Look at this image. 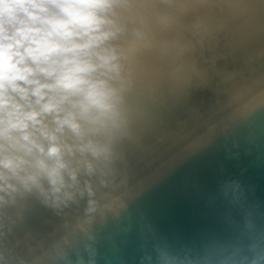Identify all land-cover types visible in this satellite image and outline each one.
<instances>
[{"label":"clouds","instance_id":"clouds-1","mask_svg":"<svg viewBox=\"0 0 264 264\" xmlns=\"http://www.w3.org/2000/svg\"><path fill=\"white\" fill-rule=\"evenodd\" d=\"M173 3L0 0V242L14 232L9 213L32 198L93 223L101 190L119 174L116 145L131 131L139 89L130 50L151 45L160 6ZM233 208L229 235L179 248L156 240L139 264H264V208L242 193ZM81 242L75 259L68 248L55 258L97 264L94 232ZM44 245L34 239L33 253ZM0 264L29 260L0 250Z\"/></svg>","mask_w":264,"mask_h":264},{"label":"water","instance_id":"water-1","mask_svg":"<svg viewBox=\"0 0 264 264\" xmlns=\"http://www.w3.org/2000/svg\"><path fill=\"white\" fill-rule=\"evenodd\" d=\"M241 193L264 208V71L102 190L91 225L73 214L41 237L44 250L31 243L17 257L61 264L55 253L75 259L93 231L97 264H139L156 240L179 248L229 235L224 221Z\"/></svg>","mask_w":264,"mask_h":264},{"label":"bare ground","instance_id":"bare-ground-1","mask_svg":"<svg viewBox=\"0 0 264 264\" xmlns=\"http://www.w3.org/2000/svg\"><path fill=\"white\" fill-rule=\"evenodd\" d=\"M160 7L151 45L129 53L139 91L130 134L116 145V181L264 71V0H174ZM9 216L14 232L0 250L13 256L65 219L34 198Z\"/></svg>","mask_w":264,"mask_h":264}]
</instances>
